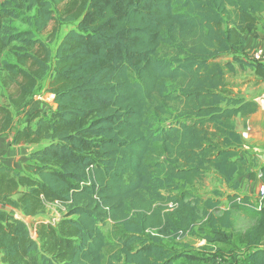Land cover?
Instances as JSON below:
<instances>
[{"label": "trees", "instance_id": "1", "mask_svg": "<svg viewBox=\"0 0 264 264\" xmlns=\"http://www.w3.org/2000/svg\"><path fill=\"white\" fill-rule=\"evenodd\" d=\"M57 10L77 28L53 58L54 39L13 22L35 12L27 22L45 32ZM263 22L264 0L0 4V70L16 84L0 106V135L10 132L13 145H42L23 170L0 163V264H176L184 255L166 239L194 232L202 213L207 241L231 245L233 211L253 222L241 235L245 254L230 250L212 264H264V208L235 202H251L238 180L254 178L236 120L259 105L233 96L225 71L235 73L237 64L264 79V65L236 57L219 63L240 53L247 36L258 37ZM47 77L56 108L32 109L18 128L11 108L31 107ZM209 173L235 191L220 216L212 211L219 200L187 199ZM49 205L64 211L55 222ZM11 210L34 220L36 237Z\"/></svg>", "mask_w": 264, "mask_h": 264}, {"label": "rangeland", "instance_id": "2", "mask_svg": "<svg viewBox=\"0 0 264 264\" xmlns=\"http://www.w3.org/2000/svg\"><path fill=\"white\" fill-rule=\"evenodd\" d=\"M6 0H0V4L5 2ZM63 6H59L62 10ZM35 15V12L28 13L27 16H24L23 19L14 21L13 25L17 27L21 31L32 30L36 36V38L41 39L45 42H50L52 39L54 41L49 45L53 58L55 56L56 49L66 33H68L72 29L77 28L76 23H66L63 22L59 16V11L54 12V20L48 25L45 32H37L36 29L29 25L27 22V17H32ZM262 25V24H261ZM57 31V32H56ZM56 33V35H55ZM54 36V37H53ZM7 60L11 63H15V60L10 55ZM219 63L222 66H225L227 63L226 57L219 60ZM54 65V62L51 63V66ZM226 81L228 84V91L233 95V92L238 90L240 87L238 79L242 76H249L251 74V69L249 67L240 69V71H236L235 73L229 72L226 68ZM8 74L0 70V106H8L9 104V92H13L16 89V84L7 79ZM50 81V77H47L43 82L39 84L38 90L34 96L33 106L30 105L24 109H12L11 111L15 118V125L18 128L23 127L28 123L29 114L32 109H37L38 105L43 109L44 112L49 113L51 109H55L56 105L54 104V96L48 92V84ZM238 96L241 95V91L238 90ZM235 94V92H234ZM236 95V94H235ZM236 95V96H237ZM33 100V99H32ZM30 107V109H29ZM237 130H241L245 132V134H249L248 128L245 124V121H242L241 118L236 120ZM2 146V147H1ZM23 146V147H22ZM24 146L29 145H13L11 133L8 132L6 134L0 135V147L3 155H0L1 164L7 166L12 165V157L9 152L14 151L16 149L21 150ZM42 145H34L30 150V154L39 149ZM21 148V149H19ZM11 149V150H10ZM4 150V151H3ZM245 157L249 163V172L254 175V178L249 179V175L242 177L240 180L244 183L246 195H250L255 201H257L258 196V186L261 182L264 183V177L262 179H258V175L262 172L264 176V145L255 144V146L245 147ZM19 152V151H18ZM1 154V152H0ZM29 162V160H28ZM27 162V163H28ZM26 163V164H27ZM24 164L22 168L24 169ZM22 169V170H23ZM18 170V169H17ZM231 188V185H226L222 183L219 179H217L213 174H207L204 182L201 185H197L193 189H188L187 191V199L192 203H196L197 199H201L202 201H206L207 199H217L219 200V206L216 210H212L214 214L220 216L223 212L230 209L231 203L228 197L226 196L228 190ZM226 198V199H225ZM200 210L204 208V202L198 204ZM64 211L58 209L57 207L51 206L47 210V216L52 219H58ZM232 219L234 222V227L232 230L226 231L229 235L232 236L231 245L223 244V243H209L206 239V236L209 235L210 231L205 226V216L201 213V220L197 224L194 229V232H190L185 237L180 239H166L165 246L172 250L174 253L182 254L184 257L176 262V264H190L194 262L196 264H212V258L216 256H221L227 254L230 250L237 251V254H241V257L245 254L244 245L241 244L240 239L241 235L249 230L252 225L251 216L248 213L243 211H233ZM27 224L31 228L32 232H34V220L31 218H25ZM111 228V223L105 227V232L108 233ZM110 251H107V254Z\"/></svg>", "mask_w": 264, "mask_h": 264}, {"label": "crops", "instance_id": "3", "mask_svg": "<svg viewBox=\"0 0 264 264\" xmlns=\"http://www.w3.org/2000/svg\"><path fill=\"white\" fill-rule=\"evenodd\" d=\"M263 45H264V22L259 27L258 37L254 38L251 36H247L245 39V45L243 47V50L240 53L230 54L226 56V61L227 63L233 62L234 58L236 57L244 62L250 63L249 58L251 57V55L254 53V51L257 48ZM235 67H236V71H240V69H242L237 64H235ZM250 69H251V74L249 76L246 77L245 75V76H242L240 79H238L239 83H241L239 84L240 87L238 88V90L241 91V95L240 96L237 95L238 90L236 89L234 92L237 96L233 92V96L255 101L259 105V109L255 114H253L249 118L242 119V121H245V124L247 128L249 129L248 130L249 134H245V132L239 130V132L243 136L246 147L255 146V144H258L261 146L264 145V79L259 77V75L256 74L253 68H250ZM33 101H35L34 98H33ZM31 104H33V102ZM32 107L33 106H31V108ZM38 108H39V105H38ZM1 147H0V152H1L0 155H3ZM31 148L32 147L30 146H24V148L22 149L19 148L21 150L16 149L14 151L9 152V155L11 157L14 156L12 157V160H11L13 166H10V167L14 169L22 170L23 169L22 166L26 164L29 160L28 153H30ZM240 179L238 181L241 186H240L238 193L243 196V195H246L247 193L245 191L244 183H242ZM234 192L235 191H232L231 189H229L227 195L232 194ZM51 206L53 205H49L48 209ZM53 207H56V206H53ZM10 212H12L16 217H23V214L19 211L11 210Z\"/></svg>", "mask_w": 264, "mask_h": 264}, {"label": "built area", "instance_id": "4", "mask_svg": "<svg viewBox=\"0 0 264 264\" xmlns=\"http://www.w3.org/2000/svg\"><path fill=\"white\" fill-rule=\"evenodd\" d=\"M250 59L255 62V63H259V64H263L264 65V45L257 48L254 53L251 55ZM262 175H259V178H261ZM258 198L257 201H255V199L251 198V202L250 203H245L243 204V199L238 196L235 199V202L241 205H246L247 207L256 210V211H260L264 208V183L260 182L259 186H258ZM20 219H23L25 222V218L24 217H17ZM56 219H53V222H55ZM27 223V222H26ZM29 226V224H27ZM31 229V228H30ZM32 232V230H31ZM33 237H36V231L34 228V232H32Z\"/></svg>", "mask_w": 264, "mask_h": 264}, {"label": "water", "instance_id": "5", "mask_svg": "<svg viewBox=\"0 0 264 264\" xmlns=\"http://www.w3.org/2000/svg\"><path fill=\"white\" fill-rule=\"evenodd\" d=\"M54 96V95H53Z\"/></svg>", "mask_w": 264, "mask_h": 264}]
</instances>
